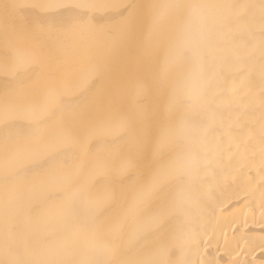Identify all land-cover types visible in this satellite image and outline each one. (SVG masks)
<instances>
[{
    "label": "bare ground",
    "instance_id": "1",
    "mask_svg": "<svg viewBox=\"0 0 264 264\" xmlns=\"http://www.w3.org/2000/svg\"><path fill=\"white\" fill-rule=\"evenodd\" d=\"M0 264H264V0H0Z\"/></svg>",
    "mask_w": 264,
    "mask_h": 264
}]
</instances>
